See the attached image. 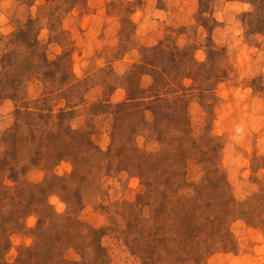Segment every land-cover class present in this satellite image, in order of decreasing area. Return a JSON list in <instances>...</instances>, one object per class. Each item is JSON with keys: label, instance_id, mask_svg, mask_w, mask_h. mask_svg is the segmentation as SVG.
<instances>
[{"label": "rangeland", "instance_id": "1", "mask_svg": "<svg viewBox=\"0 0 264 264\" xmlns=\"http://www.w3.org/2000/svg\"><path fill=\"white\" fill-rule=\"evenodd\" d=\"M0 264H264V0H0Z\"/></svg>", "mask_w": 264, "mask_h": 264}]
</instances>
